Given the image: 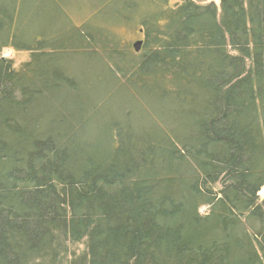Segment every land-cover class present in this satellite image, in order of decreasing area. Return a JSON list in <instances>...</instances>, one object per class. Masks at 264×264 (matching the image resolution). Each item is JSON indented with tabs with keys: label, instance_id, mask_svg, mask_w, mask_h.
Listing matches in <instances>:
<instances>
[{
	"label": "trees",
	"instance_id": "16d2710c",
	"mask_svg": "<svg viewBox=\"0 0 264 264\" xmlns=\"http://www.w3.org/2000/svg\"><path fill=\"white\" fill-rule=\"evenodd\" d=\"M87 1L0 0V264H264V0Z\"/></svg>",
	"mask_w": 264,
	"mask_h": 264
},
{
	"label": "rangeland",
	"instance_id": "374dc122",
	"mask_svg": "<svg viewBox=\"0 0 264 264\" xmlns=\"http://www.w3.org/2000/svg\"><path fill=\"white\" fill-rule=\"evenodd\" d=\"M209 2H215V0H206L204 3ZM60 4L63 7L61 10H59L74 23H76L78 20V23H76L77 25L89 15V6L87 5V0H60ZM44 25L52 26L53 23L50 24L48 21H46ZM116 25L110 26V28L117 27L116 29L120 36L121 42H123L124 45H128L129 48L133 42L141 39V33L139 32V25L137 22L134 21V23H132L128 20H125L121 23H117ZM106 27L109 29V26ZM130 51L132 52L131 48ZM0 56L9 62H12L14 67H18L20 64L28 60V54L26 52L17 51L12 48L3 49L0 53ZM258 197L260 200L264 198V187L258 193ZM204 210L205 208H201L200 213H204Z\"/></svg>",
	"mask_w": 264,
	"mask_h": 264
},
{
	"label": "water",
	"instance_id": "95a60500",
	"mask_svg": "<svg viewBox=\"0 0 264 264\" xmlns=\"http://www.w3.org/2000/svg\"><path fill=\"white\" fill-rule=\"evenodd\" d=\"M141 46H142V41H136L134 42L132 45H131V48L132 50L135 52V53H138L141 49Z\"/></svg>",
	"mask_w": 264,
	"mask_h": 264
}]
</instances>
